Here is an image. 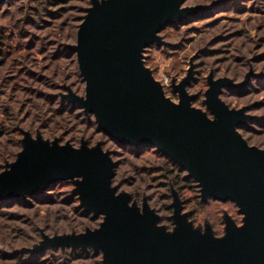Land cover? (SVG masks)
I'll return each mask as SVG.
<instances>
[{"label": "water", "instance_id": "water-1", "mask_svg": "<svg viewBox=\"0 0 264 264\" xmlns=\"http://www.w3.org/2000/svg\"><path fill=\"white\" fill-rule=\"evenodd\" d=\"M9 0H0V8ZM78 28L77 54L85 95L70 87L65 96L98 130L125 147L156 149L187 172L203 202H232L242 224L225 213V234L210 224L196 227L172 189L173 230L145 200L140 207L113 185L116 163L103 143L61 145L24 131L23 150L0 173V200L38 195L52 184L71 181L80 207L100 226L83 233L43 235L32 252L52 248L93 250L103 264H264V150L239 131L249 119L246 108L232 109L222 99L230 78H208L206 110L193 106L187 91L192 69L173 89L175 102L147 67L145 52L163 45L161 33L206 9L186 0H91ZM243 85V84H241Z\"/></svg>", "mask_w": 264, "mask_h": 264}, {"label": "rangeland", "instance_id": "rangeland-1", "mask_svg": "<svg viewBox=\"0 0 264 264\" xmlns=\"http://www.w3.org/2000/svg\"><path fill=\"white\" fill-rule=\"evenodd\" d=\"M91 5V0H9L0 8V173L23 150L24 131L77 148L84 140L90 146L101 142L116 163L113 185L119 192L129 193L140 207L146 200L172 231L175 189L195 226L204 229L210 224L222 237L225 213L242 224L235 204L203 202L192 184L181 190L166 173L168 157L156 149L139 150L109 139L91 123L96 122L94 117L65 97L68 87L85 95L71 46L77 43L79 25ZM197 5L206 9L167 27L160 34L165 44L146 50V65L175 102L179 94L173 82L179 84L192 69L187 91L196 96L193 106L203 110L210 74L232 79L236 86L225 87L221 99L232 109L246 108L249 119L239 131L250 145L264 150V0L184 4ZM74 188L71 181H64L42 194L0 200V264H103L92 250L32 252L44 234H79L100 226L102 217L80 207Z\"/></svg>", "mask_w": 264, "mask_h": 264}, {"label": "trees", "instance_id": "trees-1", "mask_svg": "<svg viewBox=\"0 0 264 264\" xmlns=\"http://www.w3.org/2000/svg\"><path fill=\"white\" fill-rule=\"evenodd\" d=\"M187 1V0H186ZM1 51V49H0ZM1 53V52H0ZM91 117H93L91 115ZM94 126H96V122H94L92 120L91 122ZM166 173L168 174V177H171L172 178V181L174 182V184L176 186H178L181 190H184L185 189V186L184 185H193V187H195V189L197 190V192H199V187L198 185L196 184V182L189 178L188 176H183V174L181 172H179V168H178V165L176 163H174L172 160H170L169 158H166ZM61 182H64V181H61ZM61 182H58V183H61Z\"/></svg>", "mask_w": 264, "mask_h": 264}, {"label": "flooded vegetation", "instance_id": "flooded-vegetation-1", "mask_svg": "<svg viewBox=\"0 0 264 264\" xmlns=\"http://www.w3.org/2000/svg\"><path fill=\"white\" fill-rule=\"evenodd\" d=\"M227 203V202H226ZM232 217V216H231ZM100 218V217H99ZM102 220H103V217H102ZM89 250H91V249H89ZM89 250H87V251H89ZM93 251V250H92ZM85 252V251H84ZM94 252V251H93ZM94 255L97 257V256H101L102 257V254L101 253H99V254H96L95 252H94ZM102 261H103V258H102ZM103 263V262H102Z\"/></svg>", "mask_w": 264, "mask_h": 264}]
</instances>
